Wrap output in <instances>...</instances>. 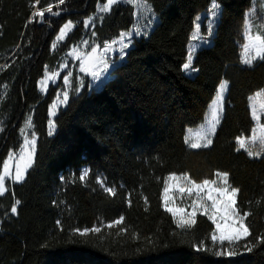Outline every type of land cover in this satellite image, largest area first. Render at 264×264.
Instances as JSON below:
<instances>
[{"label":"trees","instance_id":"16d2710c","mask_svg":"<svg viewBox=\"0 0 264 264\" xmlns=\"http://www.w3.org/2000/svg\"><path fill=\"white\" fill-rule=\"evenodd\" d=\"M145 1L157 17L152 29L133 37L100 88H90L85 75L83 88L70 90L49 135V109L61 82L43 93L45 70L86 36L91 49L130 30L134 6L118 1L99 15L97 6L106 0H0V174L9 152L20 149L29 117L37 136L25 179H6L0 196V264H264V243L257 240L264 235V153L249 157L236 142L251 134L249 97L264 87V60L241 62L245 13L253 0H217L221 14L211 43L195 53L194 74L182 65L196 19L212 0ZM36 8L43 18L33 16ZM91 16L87 30L83 22ZM68 20L73 29L53 47ZM79 75L76 63L74 84ZM223 78L229 87L213 142L192 149L186 129L204 121ZM85 168L89 174L81 181ZM218 171L228 172L240 189L241 213H251L245 220L251 236L223 245L243 251L231 257L214 254L221 246L211 241L208 216L198 213L194 226L181 228L162 201L166 175L188 173L203 181ZM98 177L116 194L104 191ZM120 216L121 224L107 227ZM94 226L101 231H74ZM201 241L207 251L195 249ZM248 241L257 245L251 252L244 251Z\"/></svg>","mask_w":264,"mask_h":264},{"label":"snow or ice","instance_id":"6c2138e0","mask_svg":"<svg viewBox=\"0 0 264 264\" xmlns=\"http://www.w3.org/2000/svg\"><path fill=\"white\" fill-rule=\"evenodd\" d=\"M130 3H135L136 0H129ZM60 3H64V0H60ZM118 3V0H106V2L103 4L102 8L99 9L101 12H108L111 9V6ZM147 7V4L144 5ZM49 13H52V5H49L46 9ZM251 11V10H250ZM55 14V13H53ZM220 5L216 3V0H212V6H211V16L212 20L209 22L207 28L209 34L213 31V24L215 23L216 19L220 16ZM33 16H39L41 18L44 17V11H39L37 13H34ZM92 18H89L88 20H85L83 23L87 27L90 23ZM262 19V17L257 16V21ZM255 25L257 29L256 35H251V30L253 26ZM73 26L72 21H67L63 27L60 29V34L57 37V39H63L66 35V30L70 29ZM201 25L200 23L196 24V30L199 31ZM244 35L247 39V43L243 45L244 48V56L242 59V62L251 66L253 65L254 61L257 59L264 60V27H261L259 23L256 21H253V19L250 17L249 13H245V19H244ZM124 34H121V40H123ZM193 39H200L203 40V37H193ZM112 44H115L116 41H112ZM105 50H108L110 48L109 43H105L103 45ZM123 47H127V45H123ZM97 52V48L93 47L91 53L88 55V60L86 63L81 65V70L88 72L91 71V74L94 78L99 79L100 73L92 70V65L96 62H103V59L100 58L99 61L97 60V57L92 55ZM105 68H107V64L105 63ZM182 68L185 72H194L197 71L193 67V51L190 50L187 56V61L182 65ZM67 79V77H65ZM227 86V81H222L217 96L214 99L212 105H210L211 108V117L212 119L208 121L209 127L207 132L202 137V140L204 142H195V143H189L188 139H185V143L189 144V147L192 149H199V148H206L212 144V139L210 138L211 135L215 133L216 125L219 123L220 114L222 112V103H223V92ZM264 94V89H261L259 92L255 93V96H260ZM250 101H254V96L249 97ZM68 101V93L65 92L63 96V100L61 103H67ZM52 107H56L54 104ZM261 109H264V104H261ZM252 117L257 122L258 128H253L251 130L252 135L248 138H245L243 136H237L236 142L238 144L237 151L240 149H245L247 151V155L249 157H260L262 152H264V124H260V115L257 113L255 105H252ZM26 125L28 127H31V117L28 118L26 121ZM49 135L52 134V129L54 128V122L52 120H49ZM2 130V129H0ZM261 133L260 135L257 134V132ZM22 132L25 131V129H21ZM33 139L29 141H25L26 144H31V151L28 152L27 160L25 161V157L23 154H21L19 161L16 162L15 165V174L12 175L10 171V161L14 159V154L9 153L8 159L4 161V168L3 173L0 174V196L4 195L6 192L5 187V181L6 179H10L12 182H22L25 179V175L27 173L28 168L31 167L32 162L34 161V155H35V133H32ZM257 141H259L261 146V151H253L249 148V144H255ZM89 174V170L85 169L82 171L80 175V180L83 181ZM218 178L222 181L223 186L221 187H213L216 183L215 180H208L205 179L201 183H197L195 180H192L187 174H184L182 177H177L174 173L168 178L171 180H179L183 179L188 182L191 186L187 188V191L189 193L193 192L194 190L199 193L203 189H208L207 194V200L212 201L211 205V214L209 215V209L207 206L202 204L200 200L193 201L191 207L193 211L191 213L186 214L189 218L185 219L183 216L177 221L179 226L181 228L184 227H192L194 226L196 222V215L197 210L199 208H203V214L208 216L210 220H212L214 223H216V231H214L211 234V241L213 244H216L219 242L221 249L216 250L214 252L217 256H235L237 255V251L232 249L231 247L228 249H224L223 245L225 242H227L229 245H233L241 240H247L249 236H251L250 227L248 224L245 223V220L248 216L251 215L250 212L245 211L241 215V210L237 207V197L239 195L240 189L238 187H234L229 184V173L228 172H218L217 173ZM63 179V177L61 178ZM98 182L101 184V186L104 185V181L101 178H97ZM179 187V186H177ZM104 191L109 193L110 195H115V190L112 187H104ZM180 192H184L185 188L179 187ZM169 188L167 184L164 188V207L165 210L173 215V217L177 216L178 212H183L182 209H175L168 207V196ZM213 193H218L220 199H217ZM145 203H147V198L145 197ZM129 204H131V200L128 201ZM20 204L19 200H16L15 203L11 206V213L16 214L17 213V206ZM220 215L221 218L225 221L223 225L217 222V215ZM125 217L120 216L118 219L110 222L107 227L111 228L114 224L118 225L121 224L124 221ZM231 221V223H229ZM59 223V221L57 222ZM77 233L81 235H85L89 232H96L99 233L101 231L100 227L94 226L91 229H74ZM122 231H126V229H122ZM257 240L260 243H264V235L258 236ZM257 245H252L250 241L244 244V251L251 252L254 247ZM195 249L197 251H207L208 249L204 247V242L201 241L199 245H194Z\"/></svg>","mask_w":264,"mask_h":264},{"label":"rangeland","instance_id":"374dc122","mask_svg":"<svg viewBox=\"0 0 264 264\" xmlns=\"http://www.w3.org/2000/svg\"><path fill=\"white\" fill-rule=\"evenodd\" d=\"M118 1H128L129 2V0H118ZM145 3L147 4V7L144 6ZM216 3L219 4V2L217 0H216ZM103 4L104 3H100L97 6V14H99V15L105 13V12L99 11V9L102 8ZM132 4L134 6L136 20H135V23L130 30L121 32V34H124L123 40H121V38H120L121 34H120V36H118V37L114 38L113 40L107 42L110 45V48L108 50H105L103 46H99V45H93L91 47V49H89L92 41H91L90 36H86L78 44L72 46V48L61 57L60 61L54 67L47 68L45 70L44 76L39 80V89L43 93L47 92L48 88L51 85H56L57 83L61 82V87L58 90L56 97H55L54 101L52 102L50 109H49V114L51 116L50 120H52L54 122V128L51 130L52 133H54L55 128H56L54 117L57 114L58 109L60 107L66 105V103H61V101L63 100L64 93L67 92L68 97H69V92L72 88H75L76 90L80 91L84 85V76L85 75L89 76L90 88L91 87H93L95 89L100 88L102 86V84L111 76L112 68L115 65H117L118 63H121L125 59L127 50L133 44V37L145 34L147 31L152 29L154 23L157 21V17L155 16V14L152 10L151 4L148 1L136 0V2L132 3ZM211 6H212V2L207 9H204L199 13V15L196 19L195 27H194V30L192 32L191 40L189 43V51L190 50L193 51V59H194L196 51L199 48H201L203 46H207L211 43L213 34L215 33V27H216V24H217L220 16L216 19L215 23L213 24V31L211 32V34H209L207 26H208L209 22L212 20ZM35 11L39 12L41 10L36 8ZM220 11H221V6H220ZM246 12L249 13V15L253 19V21H256L257 23H259L261 27H264V0H253L252 6ZM257 16L262 17V19L257 21ZM89 18H92V19H91L89 25L87 27L85 26L87 30L91 29V26L93 23V17L92 16L85 18L84 21L88 20ZM197 23H200V25H201L199 31L196 30V24ZM63 25H62V27H63ZM74 25H75V23L73 22V26L70 29L66 30V35L64 36V38L58 40L57 37L60 34V30H59V32L57 33V35L54 39L53 47H56V45L60 41L65 39L67 34L71 31V29H73ZM256 34H257V29L254 25L252 30H251V35H256ZM193 37H203V40H200V39L194 40ZM112 41H116V43L112 44L111 43ZM247 42L248 41L244 35V42L242 43V48H241V62H242V59L244 56L243 45ZM123 45H127V47H123ZM93 47L97 48V52L92 54V55L96 56L98 61L100 58L103 59V62H96L92 65V70L100 73L99 79L94 78L91 74V71L85 72V71L81 70V65L87 62L88 55L91 53ZM257 60H259V59H257ZM76 63L78 65V69L82 72V75L78 76V80L76 81V84H74L72 72H73V69H74ZM105 63L107 64V68H105ZM243 64H245V63H243ZM195 72L196 71L187 72V73L188 74H194ZM65 77H67V79H65ZM222 81H227V86L223 92L222 112L220 114L219 123L216 125V129H217L218 125L220 124L221 118L223 116L225 97H226L227 90L229 87V81L227 79L223 78ZM221 82H220V84H221ZM220 84H219V86H220ZM219 86L217 88V92H218ZM262 89H264V87ZM260 90L256 91L255 93L259 92ZM255 93L251 95V96H254V101H250L251 113H252V105L254 104L257 113L260 115L259 123L264 124V109H261V104H264V94H262L260 96H255ZM216 96H217V93H216ZM216 96L214 97V99L216 98ZM214 99L212 100L210 105H212ZM54 104L56 105V107H52ZM210 105H209L208 111L205 115L204 121H202L196 127H188L186 129V138L188 139L189 143L204 142L202 140V137L204 136V134L208 130V127H209L208 121H210L212 119ZM254 122H255V124H254L253 128H258L257 122L255 120H254ZM21 129H25L24 132L21 131L22 140H23L22 141L23 143L21 145L22 151L19 152L17 150V151H10L9 152V153L14 154V159L9 162L11 172L13 171V169L16 165V162L19 161L21 154L24 155L25 161H26L27 157H28V152H30L32 150L31 144L25 143L26 140L30 142L33 138L32 127H28L26 125V122H25ZM48 129L50 131L49 123H48ZM216 129H215V132H216ZM214 134L210 136L211 139L213 138ZM257 134L258 135L261 134L259 132V130H258ZM251 135H252V132L250 135H242V136L245 138H248ZM249 148L253 151H261V146H260L259 141H257L255 144L250 143ZM35 150H36V143H35ZM262 153H264V152H262ZM8 156H9V154H8ZM3 168H4V163H3ZM218 172H223V171H218ZM172 174L173 173H170V174L165 176V185L167 184V186L169 188L168 196L170 199L168 201V207L175 208L178 210L179 209L183 210L182 213L181 212L177 213V216L175 217L176 221H178L181 218V216H183L185 219L189 218L186 214L191 213L193 211L191 205H192L193 201H195V200H200V202L202 204L207 206L209 209V215H210L211 211H212V209H211L212 201L207 200L208 189L205 188L202 191H200L199 193H197L195 190L193 192L189 193L187 191V188L190 187L191 185L188 184V182L183 180V179H179V180L168 179ZM174 174L177 177H182L184 174H187L192 180H194L188 173H174ZM100 178L103 180L102 177H100ZM208 180H210V181L215 180L216 181V183L214 185H212L213 187L223 186L222 181L218 178L217 174L214 178L208 179ZM196 182L201 183L202 181H196ZM229 184H230V182H229ZM177 186L185 188V191L180 192L179 187H177ZM103 187H110V186L106 185V183L104 181ZM213 195H215L217 197V199H220L218 193H213ZM162 201H163V206H164V190H163V194H162ZM198 213H203V208L198 207L197 214ZM241 215H242V213H241ZM217 222L220 223L221 225H223L225 223V221L221 218V216L219 214L217 215ZM229 223H231V221H229ZM245 223H246V221H245ZM214 231H216V223H214V228H213L212 233ZM230 247L235 250L234 246H228V247H225L224 249H228ZM235 251H237V250H235ZM239 252H243V251H237L238 254H239Z\"/></svg>","mask_w":264,"mask_h":264},{"label":"crops","instance_id":"0c3cea01","mask_svg":"<svg viewBox=\"0 0 264 264\" xmlns=\"http://www.w3.org/2000/svg\"><path fill=\"white\" fill-rule=\"evenodd\" d=\"M50 115V114H49ZM51 117V116H50ZM33 139V138H32ZM35 140H37V136L35 135ZM22 147H20V149L18 150L19 152H21L22 151V149H21ZM8 158V157H7ZM7 158H6V160H7ZM29 169V168H28ZM2 173H3V169H2ZM1 173V174H2ZM12 173V175H14L15 174V167H14V169H13V171L11 172ZM26 176V175H25ZM5 187H6V185H5Z\"/></svg>","mask_w":264,"mask_h":264}]
</instances>
